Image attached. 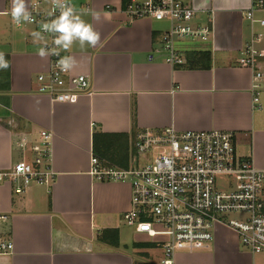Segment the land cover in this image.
<instances>
[{
  "label": "crops",
  "instance_id": "obj_1",
  "mask_svg": "<svg viewBox=\"0 0 264 264\" xmlns=\"http://www.w3.org/2000/svg\"><path fill=\"white\" fill-rule=\"evenodd\" d=\"M49 1L42 0V6ZM128 1L122 6V0H70L101 41L95 47L77 43L60 50L76 60L71 72L85 75L89 83L75 101L63 102L37 91V75L50 67L49 56L37 55L47 39L34 43L36 25L17 28L11 0H0V52L11 64L0 70V171L29 159L27 154L32 159L43 130L51 133L52 171L47 185L28 183L20 192L14 181H0V216L5 217L0 218V240H12L10 251L0 253V264H161L151 252L161 250L157 243L137 247L154 242L131 228L130 236L123 227L129 182L98 180L90 173L91 156L106 167H129L131 141L139 129L231 131L236 155L264 168V1L253 8L254 0H186L195 9L193 23H211L212 35L204 42L177 40L180 64L166 62L162 50L169 23L130 18ZM250 43L261 53L253 68L238 62ZM256 70L262 74L258 106L251 89ZM126 156L127 166H121ZM105 230L115 232L117 246L98 239ZM173 260L262 261L221 223L215 224L208 246L176 251Z\"/></svg>",
  "mask_w": 264,
  "mask_h": 264
},
{
  "label": "built area",
  "instance_id": "obj_2",
  "mask_svg": "<svg viewBox=\"0 0 264 264\" xmlns=\"http://www.w3.org/2000/svg\"><path fill=\"white\" fill-rule=\"evenodd\" d=\"M262 4V0H254L252 7ZM29 8L35 21L31 24L37 31L42 21L59 15L58 11L50 15L51 0L45 7L42 0H32ZM125 12L130 18L169 23L161 44L165 61L170 64L183 62L176 49L177 40L204 42L212 35L211 23H193L195 9L186 0H129ZM246 15L252 17V8ZM44 36L45 46L54 47L53 37L47 33ZM260 55L250 43L241 50L238 62L253 68ZM62 56L61 51L59 56L49 55L48 71L36 77L37 91L49 95L52 101L73 102L89 83L85 75L61 71L57 61ZM261 77L256 70L251 80L252 102L256 106ZM40 135L41 147L34 148L31 161L21 160L8 171H0V181H14L17 192L30 182L48 184L52 180L48 166L51 133L43 130ZM232 137L231 131L216 129H139L131 141L129 167H106L91 156L90 173L98 180L129 182L130 205L123 213V221L161 247V264H173L176 251L208 246L216 223L232 228L239 244L258 255L264 252V168L255 167L249 158L238 157ZM11 247L12 240H0V253Z\"/></svg>",
  "mask_w": 264,
  "mask_h": 264
},
{
  "label": "clouds",
  "instance_id": "obj_3",
  "mask_svg": "<svg viewBox=\"0 0 264 264\" xmlns=\"http://www.w3.org/2000/svg\"><path fill=\"white\" fill-rule=\"evenodd\" d=\"M53 19L42 21L39 25V31L31 33L33 42H40L45 39L44 34H50L53 37L54 47L48 48L42 46L37 50V55L41 59H47L49 55H60V50L68 51L74 44L84 46H97L101 41L100 33L93 25L83 19L82 14L78 13L70 0H51ZM10 16L12 22L17 28L24 24L34 23V17L29 8L28 0H11ZM98 19V15L95 16ZM61 71H70L76 65V60L72 56H62L57 61ZM11 66L10 61L6 59L5 54L0 52V70H7Z\"/></svg>",
  "mask_w": 264,
  "mask_h": 264
},
{
  "label": "trees",
  "instance_id": "obj_4",
  "mask_svg": "<svg viewBox=\"0 0 264 264\" xmlns=\"http://www.w3.org/2000/svg\"><path fill=\"white\" fill-rule=\"evenodd\" d=\"M127 0H122V6H124V4L126 3ZM264 1V0H262ZM105 144V143H104ZM108 144H105L104 146L101 147V153L104 154L106 156V154H108ZM122 165L121 166H127V156L125 158V160L123 162H121ZM98 239L103 241V242H110L111 244L113 245H116L117 246V236L115 234V232H112V231H108V230H105L104 232H102L101 234L98 235ZM157 246V244L155 243H143V244H140V245H136L134 244V246H137V247H140V246Z\"/></svg>",
  "mask_w": 264,
  "mask_h": 264
},
{
  "label": "rangeland",
  "instance_id": "obj_5",
  "mask_svg": "<svg viewBox=\"0 0 264 264\" xmlns=\"http://www.w3.org/2000/svg\"><path fill=\"white\" fill-rule=\"evenodd\" d=\"M157 22H159L160 24H163V23H168L167 21H165V20H162V21H158V20H156ZM28 156H30V158L29 159H25L24 161L25 162H29V161H31V155L30 154H27ZM220 183H223V180L222 181H219ZM30 183H33V182H30ZM16 184V183H15ZM43 185H47V184H43ZM123 227H125V230H127L128 232H130V227L129 226H127L126 224H124V226ZM130 236H131V232H130ZM242 247V246H241ZM160 249H154V251H151L152 253H154V254H157V257H158V259L160 260L161 259V252H162V249L159 251ZM258 256H260V258H261V260L262 261H264V252H262V253H260V254H258Z\"/></svg>",
  "mask_w": 264,
  "mask_h": 264
}]
</instances>
